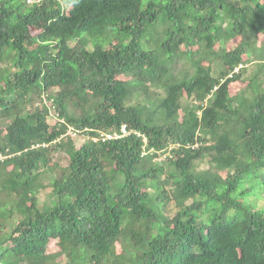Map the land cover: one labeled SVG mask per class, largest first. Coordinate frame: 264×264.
Returning a JSON list of instances; mask_svg holds the SVG:
<instances>
[{
  "label": "trees",
  "instance_id": "obj_1",
  "mask_svg": "<svg viewBox=\"0 0 264 264\" xmlns=\"http://www.w3.org/2000/svg\"><path fill=\"white\" fill-rule=\"evenodd\" d=\"M263 84L264 0H0V264H264Z\"/></svg>",
  "mask_w": 264,
  "mask_h": 264
},
{
  "label": "rangeland",
  "instance_id": "obj_2",
  "mask_svg": "<svg viewBox=\"0 0 264 264\" xmlns=\"http://www.w3.org/2000/svg\"><path fill=\"white\" fill-rule=\"evenodd\" d=\"M34 0H27L28 3H31L33 2ZM263 39V36L262 35H258L257 36V46L260 45V42L262 41ZM239 43V39L237 38L234 42H232L230 45H237ZM181 52H184V49L181 48ZM249 67H254L253 65L252 66H249ZM264 85V84H263ZM246 86V83H234L232 85L229 86V93L231 95L235 94L237 91H240L241 89L245 88ZM69 139H70V144L69 145H64L63 148H67V150H71L72 147H76L78 148L80 145L83 144V142L85 141L84 138H80L78 136H74L70 133L69 135ZM63 149H61V151L59 152H56L53 154V161L57 162L61 167H63L66 162H64V158L66 157L65 156V153L62 151ZM217 170V169H216ZM218 172H220V176H224L225 174H223L222 170H217ZM50 191V188L49 187H45L43 192L44 193H49ZM172 206H169L168 208V212H171L172 210ZM170 210V211H169ZM146 224L142 225V229L145 228ZM144 232V231H143ZM65 241L63 240H52L51 243H50V247L49 249L47 250V253L50 257H53L55 260L57 261H60L62 259V255L60 253V250L64 247L65 245ZM89 264H91V262L89 261L88 262Z\"/></svg>",
  "mask_w": 264,
  "mask_h": 264
},
{
  "label": "built area",
  "instance_id": "obj_3",
  "mask_svg": "<svg viewBox=\"0 0 264 264\" xmlns=\"http://www.w3.org/2000/svg\"><path fill=\"white\" fill-rule=\"evenodd\" d=\"M125 133H126V130H125V127L123 126L122 128H121V135H114V136H111V135H101V137H102V139H104V138H107V139H112V138H118V137H121V136H123V135H125ZM137 136H139V135H137ZM94 141H96V138H94L93 139ZM143 141H145V139L143 138Z\"/></svg>",
  "mask_w": 264,
  "mask_h": 264
}]
</instances>
